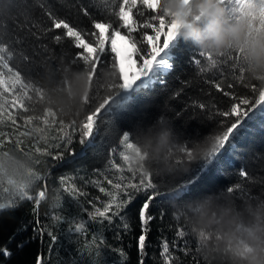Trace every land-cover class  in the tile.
Returning a JSON list of instances; mask_svg holds the SVG:
<instances>
[{
	"label": "trees",
	"instance_id": "obj_1",
	"mask_svg": "<svg viewBox=\"0 0 264 264\" xmlns=\"http://www.w3.org/2000/svg\"><path fill=\"white\" fill-rule=\"evenodd\" d=\"M17 2L30 12V18L25 19L24 15L16 12L14 19L8 21V28L13 34L11 47L17 53L8 63L14 70H18L17 65L26 64L29 67H32L33 63L40 65L49 56L53 54L58 56L62 48L73 53L82 51L75 48L74 40L66 35V30L51 27V21L48 19L49 10L60 17H67L98 36L99 32L91 26L93 19L104 18L109 8L106 0H17ZM85 9L89 11L91 18L84 15ZM143 31L145 30L138 27L137 32L132 35L139 36ZM57 34L62 36L60 43L54 40ZM92 39L94 42L95 37ZM105 46L109 48L108 65L101 69L111 70L110 45L106 43ZM21 51L30 58L28 61L21 59L19 55ZM186 61L187 57L180 53L176 54L174 68L166 75V89L157 82L148 89L133 94L126 103L114 105L99 128L94 126V137L89 138L91 143L86 142V145L79 143L81 135L79 124L84 115L77 118L75 131L71 128L66 129L73 133V143L70 147L74 154L65 155L59 162L52 161L51 156L39 155L35 149L39 147L53 154L60 152V149L51 147L52 144L60 142L51 139L61 135L60 117H57L51 127L49 140L47 142L41 140L40 136L32 131L36 126L44 127L41 121L24 125L23 117L42 116L45 103L33 93H29L32 100L31 102L26 100L25 103L35 111L24 113L11 105V97L7 93L4 94L9 104L3 116H0V143L3 144L0 153L7 152L10 155L31 157L33 160L41 161L35 164V168L41 170L42 175L49 173L47 180L49 194L51 195L53 189H59L62 199L59 207H53L45 201L36 205L34 201L25 200L21 201L15 210H4L0 213V249L7 248L12 253L11 257H4L0 253V264H165L166 257L162 248L164 244L169 245V253L176 259L177 264H193L194 258L199 264L192 254L195 249L193 240L188 236L178 237V231L185 228L171 219L166 201L150 208L154 219L149 222L146 233H142L139 220V207L143 203L142 192L136 194L128 189L135 199L113 217L111 223L99 217L93 220L89 216L96 207L103 208L109 201V197L100 191L101 187L105 192L115 193L117 190L113 188V184L119 183L121 190L118 192V199H127L123 185L128 182L139 183V174L129 172V164L120 156L123 146L119 144V139L123 129L134 122L139 125L142 119L148 120L162 114L175 126L179 136L190 135L194 139L199 136L200 140H203L213 132L216 125L213 120L208 119L207 112L199 108L193 110L192 105L195 102L219 104L220 101L226 104L231 97L223 96V91L231 93L233 89L225 86L217 92L213 85L221 80L232 83L235 89L242 92L247 91L243 84L232 79L227 66H221L212 72L200 73L194 63ZM55 63L58 66L59 61ZM43 70L42 67L36 69L40 75ZM0 71L6 73V69ZM32 74L35 79H39L40 75H36L35 72ZM251 83L253 87L259 86L255 81ZM14 92H18V89ZM176 92H179L178 96L175 95ZM194 111L197 113L195 116ZM178 112L181 113L179 117L176 115ZM21 132L26 135L21 136ZM17 141L20 142L19 145ZM222 152L223 155L218 154V162L210 166L211 170L199 188L217 191L247 181L245 186L250 192L264 191V112H257L252 120L247 121L232 140L231 146ZM242 170L247 171L249 175L240 177L239 172ZM190 173L191 171L188 175ZM61 178L66 181L64 185L59 183ZM69 186L77 189L74 196L63 192V188ZM7 187L6 184L0 185V200L3 202H7L12 195L4 191ZM36 191L38 188L33 191L34 196ZM114 210L115 208L110 210L108 215L111 216ZM121 217H124V220ZM125 221L129 225L128 228L124 227ZM81 222L85 224V228L78 232L76 226ZM49 233L55 235L56 239L53 240ZM141 234L146 235L143 251L139 247ZM101 239L105 243H100ZM186 242L191 248L187 254L182 251ZM21 244L22 248L19 247ZM97 251L99 256L96 255ZM121 252L124 255H121Z\"/></svg>",
	"mask_w": 264,
	"mask_h": 264
},
{
	"label": "snow or ice",
	"instance_id": "obj_2",
	"mask_svg": "<svg viewBox=\"0 0 264 264\" xmlns=\"http://www.w3.org/2000/svg\"><path fill=\"white\" fill-rule=\"evenodd\" d=\"M109 5L108 11L102 19H93L92 28L99 32L97 36L95 32H91L79 24L73 23L67 17H60L54 12L49 10L48 19L51 21V27L55 29L66 30V35L73 38L74 46L76 49L82 51L73 53L71 50L62 48L60 54L49 56V58L40 65L33 63L32 67L28 65H17L18 70H14L9 66L8 61L13 59L16 55V50L11 47L13 42V34L8 28V21L14 19V13L18 12L24 15L25 19L30 18V12L17 0H0V116H3L7 109L9 100L4 97L7 93L11 97V105L19 108L22 112H34L35 109L31 108L25 101L31 102L33 93L44 102L45 91L41 88L39 80L35 79L33 74L40 75L36 71L37 68L50 69L54 76L60 75V68L57 67L55 61L65 65L64 71H70L73 68L82 70L86 73L89 80V93L85 96L84 102L86 104L83 119L79 124L81 135L79 143L86 145V142L91 143L89 138L94 137V126L98 129L99 125L105 121V117L110 113L114 105L126 103L135 93L140 90L148 89L155 83H159L167 88L166 75L174 68V57L177 53L187 57L189 63L199 69L200 73L212 72L214 69H219L221 66H227L230 69L232 79L238 80L247 91H240L235 89L232 83L226 80H221L214 83L217 92H220L225 86L228 89H233L230 93L227 90L223 91V96L231 97L229 101H220L219 104L213 102H195L192 107L193 110L199 108L203 112H207L208 119L215 122L216 127L213 132L208 135V138L214 140V146L208 155L207 159L196 164L191 169L190 175L183 178L178 182L173 189L175 195L180 196L184 200H189L207 193L215 192L211 188H199L202 181L205 180L208 172L211 170L210 166L214 162H218L219 155H223L222 150L231 146L232 140L239 133L247 121L253 119L257 112H264V86L253 87L252 83L246 80L244 76V68L241 64V53L243 49L235 51L220 58H213L206 56L205 53L196 50L189 43L183 41L179 34L181 21L173 15L169 17L167 14L162 15L160 11L161 0H106ZM187 2V0H183ZM220 4L229 12L233 18L239 19L244 17L248 21L249 35L264 36V0H219ZM84 15L91 18V14L87 9L84 10ZM138 27L145 31L141 32L139 36L132 34L137 32ZM126 30V31H124ZM147 30H150L147 31ZM92 37H95L93 42ZM161 37L162 42L161 41ZM56 43H60L62 36L57 34L54 36ZM117 40L125 41L128 48L127 53L121 60V52L117 48ZM106 43L110 45L111 55V70L110 74L113 76L112 82L105 86H101L96 81L98 80L97 73L101 67L108 65L109 48H106ZM20 57L24 61L30 58L21 51ZM203 58V59H201ZM140 63H137V62ZM124 62H131L137 66V71L129 75L124 66ZM213 75L215 73L213 72ZM7 76V78H5ZM18 92H14L17 90ZM176 96L179 92L175 93ZM172 98V97H170ZM178 117L181 113L176 114ZM193 115H197L195 111ZM58 115L56 112L46 106L43 108V115H27L23 117L24 125H31L33 121H41L44 127L36 126L32 129L33 132L40 136L41 140H49V132L52 125L56 122ZM11 119V117L9 116ZM222 118V119H221ZM165 120L162 114L151 117L148 120H141L137 125L135 122L129 127L121 131L119 144L123 146V151L120 156L123 161L129 164L128 171L134 174H139V183L128 182L123 185L125 190L124 195L127 199H118V192L121 190V184H113V188L117 192H105L103 187L100 188L102 193L109 197V201L103 205V208L96 207L93 212L89 213L91 219L95 220L97 217L102 220H107L111 223L112 218L117 216L121 211L135 199L132 192L136 194L143 193V203L139 207V220L142 225V233L148 231V225L154 219L153 214L150 213V208L158 206L159 203L164 202V197L167 193L162 192L158 186V182L154 180L151 174H145L142 171H137L131 164V152L133 150V137L134 133L146 126L155 124L156 122H163ZM15 123V120H13ZM76 119L66 122L64 119H59V126L61 135L59 137H51L52 140L60 142L54 143L51 147L60 149L58 154H53L48 150H42L37 147L36 153L41 156H51L52 161L59 162L64 159L65 155H73L71 145L73 143V133L66 131L71 128L75 131ZM173 133L178 135L174 125H171ZM21 136L26 133L21 132ZM185 144L186 150L191 152V146L200 141L199 136L195 139L189 136H180ZM19 141L17 144L19 145ZM0 147L3 144L0 143ZM28 155V153H25ZM31 158V157H30ZM13 161L16 164L23 166L21 161L7 152L0 153V168L3 167L8 161ZM35 164L41 163L39 160H34ZM183 163V161H177ZM115 166V165H113ZM29 175L35 177L36 191L35 196L33 191L26 190L27 186L20 184L18 192L13 193L7 202L0 200V213L4 210H15L21 201H34L39 205L45 201L49 196L53 199V207H59L61 204V195L59 189H53L51 195L47 189V180L49 173L41 174L37 169H29ZM247 171H240V177H247ZM9 183L15 184L14 180H9ZM60 185L66 183L64 178L59 181ZM112 183V181H109ZM247 181L235 183L232 186H227L229 192L235 194L236 198H242L250 195V190L245 185ZM0 185H3L0 182ZM4 191H8L4 188ZM63 192L69 196H74L77 193L75 187H64ZM111 216L108 215L110 210ZM163 214V212L161 213ZM124 220V217H121ZM124 227L128 228L129 225L125 221ZM85 228V224L81 222L76 226V231L80 232ZM52 239L55 240V235L49 233ZM178 237L184 238L187 236L185 230H180L177 233ZM95 239V237H94ZM146 235L139 236V247L143 251L145 247ZM100 243H105L101 239ZM23 247V245H19ZM163 254L165 255V264H177L176 259L169 253V245L162 246ZM195 250V249H194ZM186 254L191 251L188 243H185V248L182 249ZM0 253L4 257H11L12 253L7 248L0 249ZM99 256V252H96ZM121 255H124L121 252ZM193 264L198 262L193 259Z\"/></svg>",
	"mask_w": 264,
	"mask_h": 264
},
{
	"label": "clouds",
	"instance_id": "obj_3",
	"mask_svg": "<svg viewBox=\"0 0 264 264\" xmlns=\"http://www.w3.org/2000/svg\"><path fill=\"white\" fill-rule=\"evenodd\" d=\"M160 11L162 15L177 16L181 39L206 56L220 58L243 49L241 64L246 80L264 86V36L249 35L246 18H233L219 0H161ZM57 67L61 70L59 76L45 68L39 84L45 91V106L71 121L84 115L89 80L82 70L65 72L63 63ZM97 76L96 83L101 86L113 80L108 69H101ZM133 144V168L151 174L160 190L167 193L164 200L170 217L182 224L193 240L192 254L199 264H264V191L236 198L225 188L189 200L173 193L180 179L207 159L213 139L205 137L196 142L189 154L183 139L173 133L165 119L137 130ZM12 156L23 166L11 160L5 163L0 168V182L8 186L11 194L18 192L20 184L26 185V190H37L35 177L29 175V169H36L34 160ZM10 179L15 184L9 183ZM45 202L52 205V197Z\"/></svg>",
	"mask_w": 264,
	"mask_h": 264
},
{
	"label": "bare ground",
	"instance_id": "obj_4",
	"mask_svg": "<svg viewBox=\"0 0 264 264\" xmlns=\"http://www.w3.org/2000/svg\"><path fill=\"white\" fill-rule=\"evenodd\" d=\"M117 48L120 50L121 52V60L123 62V57L126 55L127 53V44L125 41H121V40H117ZM134 64H131V62H124V66H125V70L126 72L129 74V70L131 68H133Z\"/></svg>",
	"mask_w": 264,
	"mask_h": 264
},
{
	"label": "rangeland",
	"instance_id": "obj_5",
	"mask_svg": "<svg viewBox=\"0 0 264 264\" xmlns=\"http://www.w3.org/2000/svg\"><path fill=\"white\" fill-rule=\"evenodd\" d=\"M160 42H162V39H161ZM136 71H137V66L134 64V65H133V68H131V69L129 70V75H131L132 73H134V72H136Z\"/></svg>",
	"mask_w": 264,
	"mask_h": 264
}]
</instances>
